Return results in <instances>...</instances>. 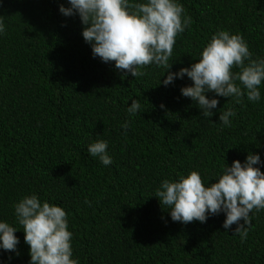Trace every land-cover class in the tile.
Returning a JSON list of instances; mask_svg holds the SVG:
<instances>
[{"label": "trees", "instance_id": "trees-1", "mask_svg": "<svg viewBox=\"0 0 264 264\" xmlns=\"http://www.w3.org/2000/svg\"><path fill=\"white\" fill-rule=\"evenodd\" d=\"M176 2L192 23L176 37L171 72L197 62L221 30L264 59V0ZM60 4L69 7L0 0V222L16 228L19 241L15 252L0 248V264H30L14 205L32 195L65 210L78 264H264V209L249 214L242 241L235 224L222 227L223 212L204 223L174 222L154 196L162 180L192 171L208 185L224 163H244L249 153L264 173V81L256 102L205 93L219 103L204 118L181 95L192 84L187 76L164 86L163 67L146 66L134 78L94 58L78 15H62ZM133 99L141 112L129 116ZM228 109L236 114L224 126L219 114ZM98 140L108 143L107 166L87 151Z\"/></svg>", "mask_w": 264, "mask_h": 264}, {"label": "clouds", "instance_id": "clouds-1", "mask_svg": "<svg viewBox=\"0 0 264 264\" xmlns=\"http://www.w3.org/2000/svg\"><path fill=\"white\" fill-rule=\"evenodd\" d=\"M69 7L59 6V12L68 17L78 15L84 41L91 46L92 56L103 63L114 62L116 70L132 77L146 75L143 68L155 64L166 69L164 86L176 78L187 76L191 86L180 89L201 110L204 118L213 115L219 101L205 93L233 98L241 103L260 100L259 86L264 81V59H253L248 45L239 34L221 30L211 36L200 59L190 67L171 72L173 47L178 34L192 23L184 8L176 0H67ZM5 25L0 17V34ZM237 69V71H233ZM163 108V105H161ZM129 116L141 112V105L133 99L126 108ZM232 109L219 114V121L230 126ZM128 128L126 121L121 125ZM108 143L98 140L87 147L92 157H98L107 166L112 163L107 154ZM258 154L249 153L244 163L233 160L224 163L221 174L205 185L197 171L181 176L176 181L164 179L155 191L160 204L169 207L174 222H206L209 215L225 214L222 227L228 230L236 225L233 234L243 241L251 227L250 213L264 209V173L259 167ZM85 203H89L87 200ZM14 214L22 226L24 242L29 247L30 264H78L73 259L72 232L68 230L67 215L62 207L41 202L36 195L26 196L14 205ZM243 221V223H241ZM16 228L0 222V248L16 251L19 243Z\"/></svg>", "mask_w": 264, "mask_h": 264}]
</instances>
